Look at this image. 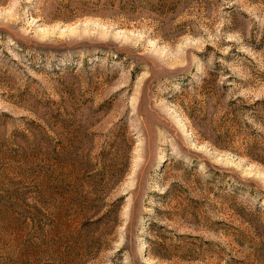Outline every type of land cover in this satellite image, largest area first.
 Listing matches in <instances>:
<instances>
[{
	"label": "rangeland",
	"instance_id": "374dc122",
	"mask_svg": "<svg viewBox=\"0 0 264 264\" xmlns=\"http://www.w3.org/2000/svg\"><path fill=\"white\" fill-rule=\"evenodd\" d=\"M0 264H264V0H0Z\"/></svg>",
	"mask_w": 264,
	"mask_h": 264
}]
</instances>
